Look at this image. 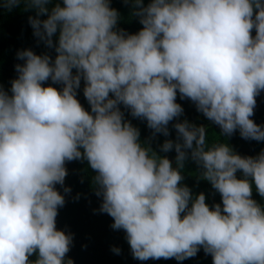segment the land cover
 Returning a JSON list of instances; mask_svg holds the SVG:
<instances>
[{"label":"clouds","instance_id":"1","mask_svg":"<svg viewBox=\"0 0 264 264\" xmlns=\"http://www.w3.org/2000/svg\"><path fill=\"white\" fill-rule=\"evenodd\" d=\"M123 2L143 26L135 34L118 28L110 0H0L35 10L33 34L56 53L19 51L17 78L0 85V264H73V235L56 218L76 160L95 173L99 212L125 232L134 259L182 262L202 248L212 264H264V206L252 198L253 184L264 198V150L242 156L185 119L159 146L175 151L173 166L121 110L168 137L184 112L179 93L222 135L264 141L251 119L264 92V0ZM82 81L90 111L77 99ZM189 159L222 203L181 183Z\"/></svg>","mask_w":264,"mask_h":264},{"label":"trees","instance_id":"2","mask_svg":"<svg viewBox=\"0 0 264 264\" xmlns=\"http://www.w3.org/2000/svg\"><path fill=\"white\" fill-rule=\"evenodd\" d=\"M56 2L58 0H53V3L48 7H53ZM144 2L147 4L149 0H144ZM110 6L120 14L118 28L135 34L143 27L139 23V19L132 14L130 3L125 4L123 0H110ZM35 15V10H25L24 4L13 8L11 11L0 8V85L6 91L11 88V81L17 78L15 65L23 63L17 58L19 51L31 49L38 55L47 53L53 59L56 55L54 49L47 48L43 42L34 36L29 17ZM40 19H46V16H41ZM253 33H255L254 30ZM55 40L56 37H54ZM49 84L57 89L61 88V85L52 84L51 81L46 82L44 86ZM9 94L11 93L9 92ZM77 99L86 110L90 111V106L83 95V81L78 90ZM176 102L181 104L184 112L178 121L174 120L169 124L170 135L168 137L163 135L153 137L152 130L147 127L146 121L132 117L129 111L121 105L125 119L131 121L133 126L139 129L141 141L148 142L153 150L160 155H166L173 162V166H175V151L162 153L159 146L165 139H176L173 124L185 119L197 126H205L210 142L218 138L219 142H227L235 152L242 156H256L264 150V141L245 140L241 138L239 131L230 137L222 135L217 125L198 112L193 102L188 99H180L179 93ZM251 119L256 124L264 126V92L256 97V107ZM65 166L68 174L63 187H68L71 191L65 195V205L58 210L56 226L59 230L73 235V244L67 253V258H71L73 264H212V257L206 255L202 248L195 257L185 259L182 262H178L174 258L149 259L147 261L134 259L125 238V232L114 230L111 227L112 218L99 212L101 199L95 195L93 186L95 173L93 170L86 161L80 160L68 162ZM182 175L184 180L181 183L187 185L194 195L204 193L206 203L210 207L216 203H222L220 194L212 188L211 184L199 178L198 166L191 159L185 161ZM237 178H242L241 172H237ZM56 187L61 194H64L62 186L56 185ZM252 198L264 206V198L255 191L254 184ZM114 247L120 249L119 254L113 252ZM30 259L34 261L36 256L33 255Z\"/></svg>","mask_w":264,"mask_h":264},{"label":"water","instance_id":"3","mask_svg":"<svg viewBox=\"0 0 264 264\" xmlns=\"http://www.w3.org/2000/svg\"><path fill=\"white\" fill-rule=\"evenodd\" d=\"M252 35L254 36V35H255V33H252Z\"/></svg>","mask_w":264,"mask_h":264}]
</instances>
